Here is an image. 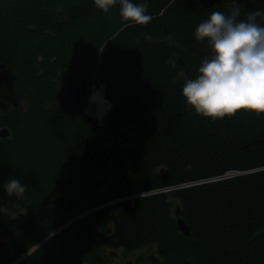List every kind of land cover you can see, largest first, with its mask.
<instances>
[{"label": "trees", "instance_id": "16d2710c", "mask_svg": "<svg viewBox=\"0 0 264 264\" xmlns=\"http://www.w3.org/2000/svg\"><path fill=\"white\" fill-rule=\"evenodd\" d=\"M147 3L152 20L126 26L118 2L104 13L94 0H0V104L10 102L0 115L9 128L0 139V206L9 209L0 225L10 226L15 206H60L45 212L47 221L17 226L18 253L86 206L171 187L97 209L96 227L109 228L101 242L125 254L155 248L157 262L140 255L136 264H264V114L213 120L182 94L210 55L196 27L213 10L228 14L232 0ZM236 3L240 20L264 11V0ZM65 67L103 84L112 104L104 126L80 111L45 118L52 80ZM229 171L241 173L210 179ZM10 177L27 185L22 198L5 192ZM176 208L189 234L178 229ZM75 229L50 239L54 246L38 251L43 260L55 246L80 251L65 238Z\"/></svg>", "mask_w": 264, "mask_h": 264}, {"label": "clouds", "instance_id": "9594fccd", "mask_svg": "<svg viewBox=\"0 0 264 264\" xmlns=\"http://www.w3.org/2000/svg\"><path fill=\"white\" fill-rule=\"evenodd\" d=\"M120 5L119 15L129 25H146L148 3L132 0H94L104 13ZM241 9L232 0L230 12L213 10L196 27L194 36L207 41L210 55L202 59L198 75L184 82L182 94L186 106L205 118H231L246 110L257 116L264 114V11L253 10L238 19ZM26 184L9 178L3 188L8 196L20 199ZM8 206H0L7 213ZM26 214V209H19Z\"/></svg>", "mask_w": 264, "mask_h": 264}, {"label": "flooded vegetation", "instance_id": "af4514ba", "mask_svg": "<svg viewBox=\"0 0 264 264\" xmlns=\"http://www.w3.org/2000/svg\"><path fill=\"white\" fill-rule=\"evenodd\" d=\"M5 47H8V45H6ZM0 62H4V61L0 60ZM60 70H65L66 73L71 71L70 69L65 67L64 69H59L57 75ZM80 80L85 84H87L88 86H90L92 81L91 80L90 83L88 84L87 82L88 80H82L81 77ZM51 88H52V83H51ZM56 99L57 97L54 95V99L51 100L49 104H47L44 107V116H45V108L48 107ZM6 109H10V102L8 101L3 103L2 105L0 104V115L5 114ZM79 111L85 114L84 112L85 110H79ZM77 112H75V114ZM2 127H6L9 132L8 126L0 125V128ZM2 138L5 137L0 136V139ZM15 207L16 208L18 207L19 209L21 208L26 209V214L23 212H19L17 215H14L10 219V226L0 225V235L4 232L10 231V240L8 245L4 247L2 246L3 243L0 241V255H7L9 259L7 264H95V263L96 264H136V259L140 255L143 257L144 261L151 263L157 262L155 257V251H151V252L147 251L146 253H144L146 249L151 250L153 248L137 249L129 254H125L122 251L120 252L117 249L110 248L108 245L103 244L100 239L102 236L105 237V234L109 231V228H107L106 230H101L98 227H96L95 212L91 213L88 216V217L93 216L94 221L91 225L87 227L85 231H82L80 229L79 221L66 219L60 222L50 232H48L47 234L39 238L37 241H35V243L30 245L28 248L17 253L15 242H17V240L20 238L19 236L21 234V232L18 231L19 228H17V226L19 224H21L22 227L27 226L32 221H35L36 223L47 221L44 220L45 217H47V214L45 212H49V214H52L53 212L57 211L60 206H41L40 208H38L37 206H15ZM20 217H25L26 222L24 221V219H20ZM71 226L76 227V229L70 232L65 238L68 239L67 241H79L78 246L80 251L76 250L72 252L61 253L60 252L61 247L55 246L59 251L52 250L50 253L48 252L50 254V260L44 261L41 253L38 251L43 248L44 249L46 248V250L52 248L54 246V244H52L51 242L52 238L56 234L60 233L61 231ZM83 239H87L85 245H82L84 241Z\"/></svg>", "mask_w": 264, "mask_h": 264}, {"label": "water", "instance_id": "95a60500", "mask_svg": "<svg viewBox=\"0 0 264 264\" xmlns=\"http://www.w3.org/2000/svg\"><path fill=\"white\" fill-rule=\"evenodd\" d=\"M3 66L4 63L0 62V68H2ZM90 91V86L80 80V77L76 71L71 70L70 72L66 73L65 70H60L57 77L52 81V92L57 97V99L45 108L46 119L50 123H54L72 118L75 112L84 110ZM8 133L9 132L6 127L0 128L1 137H6ZM159 170H165V166H160ZM216 178L219 177H215L212 179ZM143 194L145 193L136 194L135 196ZM122 198L123 197L117 198L116 200ZM178 214L179 208H176L175 216H177L176 223L178 229L184 234H189L188 225ZM70 220H73V218H71ZM93 221V216L80 219V229L82 231H85L87 227L93 223Z\"/></svg>", "mask_w": 264, "mask_h": 264}, {"label": "bare ground", "instance_id": "6f19581e", "mask_svg": "<svg viewBox=\"0 0 264 264\" xmlns=\"http://www.w3.org/2000/svg\"><path fill=\"white\" fill-rule=\"evenodd\" d=\"M108 100L104 98L101 88L95 87V85L92 84L91 91L84 108L85 113L93 116L99 123H101L111 108V103Z\"/></svg>", "mask_w": 264, "mask_h": 264}, {"label": "rangeland", "instance_id": "374dc122", "mask_svg": "<svg viewBox=\"0 0 264 264\" xmlns=\"http://www.w3.org/2000/svg\"><path fill=\"white\" fill-rule=\"evenodd\" d=\"M195 1H197V0H195ZM93 85H95V87H98V84L97 83H93ZM96 122L99 123L98 120H96ZM104 123H105V117L103 118L102 122L99 123V124H103L104 125ZM165 189H168V188H165ZM9 240H10V231L4 232V233H2L0 235V241L3 243L2 246H4V247L7 246L8 243H9ZM116 249L118 251H120V252L122 251V248H116ZM147 251H150V252L151 251H155V248L153 247V249H151V250H147L146 249L144 253H146ZM130 260H131V258H130Z\"/></svg>", "mask_w": 264, "mask_h": 264}, {"label": "built area", "instance_id": "2783aa9c", "mask_svg": "<svg viewBox=\"0 0 264 264\" xmlns=\"http://www.w3.org/2000/svg\"><path fill=\"white\" fill-rule=\"evenodd\" d=\"M92 210H93V208L86 209L85 211H83V212L81 213V215L83 216V215H85V214H88V213L91 212Z\"/></svg>", "mask_w": 264, "mask_h": 264}]
</instances>
